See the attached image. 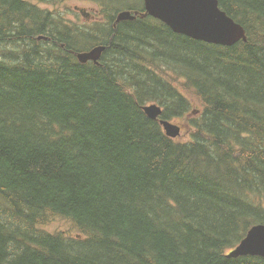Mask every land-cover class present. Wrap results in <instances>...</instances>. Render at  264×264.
Returning a JSON list of instances; mask_svg holds the SVG:
<instances>
[{
    "label": "trees",
    "instance_id": "1",
    "mask_svg": "<svg viewBox=\"0 0 264 264\" xmlns=\"http://www.w3.org/2000/svg\"><path fill=\"white\" fill-rule=\"evenodd\" d=\"M69 1L0 0V264H264L227 256L264 223V0H218L231 46L111 15L99 63L75 30L36 44Z\"/></svg>",
    "mask_w": 264,
    "mask_h": 264
},
{
    "label": "water",
    "instance_id": "2",
    "mask_svg": "<svg viewBox=\"0 0 264 264\" xmlns=\"http://www.w3.org/2000/svg\"><path fill=\"white\" fill-rule=\"evenodd\" d=\"M147 12L164 21L176 33L185 34L196 40H203L219 45L233 44L241 38L246 39L241 24L229 16L219 6L218 0H145ZM131 11H123L117 20L135 19ZM104 46H99L89 53L80 55L86 58H100ZM147 114L159 118V111L152 114L151 108L145 106ZM167 134L176 138L181 134V127L169 120L161 119ZM246 255L264 257V224H255L247 232L242 241L227 254L229 258Z\"/></svg>",
    "mask_w": 264,
    "mask_h": 264
},
{
    "label": "flooded vegetation",
    "instance_id": "3",
    "mask_svg": "<svg viewBox=\"0 0 264 264\" xmlns=\"http://www.w3.org/2000/svg\"><path fill=\"white\" fill-rule=\"evenodd\" d=\"M100 0L97 1V3L93 0H84V7L79 5L80 7H83V11L80 14V12L78 10L74 9L75 13L80 14V16L78 17V25H73V24H69L66 22H58V21H52L50 24V27H55L57 28L56 32H52L50 30H48L46 33H42L39 34L38 36L44 35L47 38H38V36L35 38L36 44L37 46L43 45V46H53L57 43V37L58 35H62V37L60 39H64V37L66 36V34L70 31V30H82L83 29V25L80 23L81 20H85L87 22H103L106 19L109 18V16L114 15L117 19L119 12L121 11V9L127 7V6H123L124 5V1L125 0H116L118 4H120L119 6H114V7H110L109 1L108 0H104V4H102V2H99ZM87 2H91L92 6H86ZM132 3V2H131ZM75 5L78 4H73L74 7H76ZM129 10H131L133 13L138 12L137 18L134 20H130V21H137L139 18H141V12L145 11V7H144V1H141V6L138 8V3L135 7L130 8ZM74 20V19H73ZM125 21V20H122ZM121 22V21H120ZM70 38L75 39L74 36L70 35ZM82 44L83 46H86V42H84L83 40ZM96 45L98 44L94 39L90 38L89 40V45ZM100 46H105L106 45H100ZM87 48H83L82 51H85Z\"/></svg>",
    "mask_w": 264,
    "mask_h": 264
},
{
    "label": "rangeland",
    "instance_id": "4",
    "mask_svg": "<svg viewBox=\"0 0 264 264\" xmlns=\"http://www.w3.org/2000/svg\"><path fill=\"white\" fill-rule=\"evenodd\" d=\"M127 1H132V0H127ZM74 4H78V5L84 6V1L78 0V1H75ZM86 6H92L91 2H87ZM74 9H75V7L72 6L68 10V12H69L68 17L71 18V19H76L77 18V16L75 15L76 13L74 12ZM80 23L82 25H84V27L92 28V27H96V26H98V25H100L101 23H104V22L98 23V22H87L85 20H81ZM92 39H94V38H92ZM193 115H196V114H193ZM61 219H62V217H54L48 224H46L43 227L46 230H48L50 232H53V233L54 232H59V231H62V230H66L67 231L68 230L67 222L63 223V222L60 221ZM76 233H77L76 231H73V232H70L68 234H76Z\"/></svg>",
    "mask_w": 264,
    "mask_h": 264
},
{
    "label": "bare ground",
    "instance_id": "5",
    "mask_svg": "<svg viewBox=\"0 0 264 264\" xmlns=\"http://www.w3.org/2000/svg\"><path fill=\"white\" fill-rule=\"evenodd\" d=\"M148 16H151L152 17V15L151 14H149V13H147V14H145V15H142L141 16V18H145V17H148ZM235 20V19H234ZM236 21V23H238V24H241L242 26H243V28H244V31H245V37H246V39H244V38H241V39H239L238 41H236V42H234L233 44H236V43H238L239 41H241V40H244V41H247L248 40V35H247V30H246V28H245V26L242 24V23H240V22H238L237 20H235ZM103 22H105V21H103ZM119 21L117 20V19H115V24L116 23H118ZM100 23V22H99ZM84 26V25H83ZM84 29H85V27H83ZM233 44H228L227 46H231V45H233ZM100 45H96V46H94L93 48H91V49H89V50H87V51H81V52H78L77 53V58L79 59V61L80 62H82V63H87V62H89V61H91V62H94V63H99V60L101 59V57L100 58H97V59H94V58H86L85 60H82L81 58H80V55L81 54H83V53H89V52H91V51H93L94 49H96L97 47H99ZM148 106H149V108H151V113L152 114H155V112L158 110L159 111V117L162 115V113H163V107H162V105H160L159 103H157V102H150V103H148ZM151 118V117H150ZM153 119V118H152ZM79 236H81V235H79Z\"/></svg>",
    "mask_w": 264,
    "mask_h": 264
}]
</instances>
